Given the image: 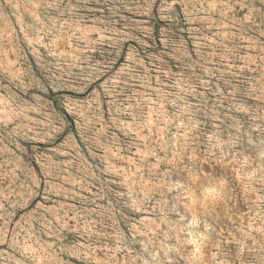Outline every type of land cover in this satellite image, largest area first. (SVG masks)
Wrapping results in <instances>:
<instances>
[{"label":"rangeland","instance_id":"374dc122","mask_svg":"<svg viewBox=\"0 0 264 264\" xmlns=\"http://www.w3.org/2000/svg\"><path fill=\"white\" fill-rule=\"evenodd\" d=\"M0 264H264V0H0Z\"/></svg>","mask_w":264,"mask_h":264}]
</instances>
